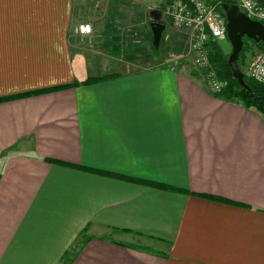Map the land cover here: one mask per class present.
<instances>
[{
	"label": "crops",
	"instance_id": "1",
	"mask_svg": "<svg viewBox=\"0 0 264 264\" xmlns=\"http://www.w3.org/2000/svg\"><path fill=\"white\" fill-rule=\"evenodd\" d=\"M169 2L0 0V97L79 83L0 103V264H264V115L170 61Z\"/></svg>",
	"mask_w": 264,
	"mask_h": 264
},
{
	"label": "built area",
	"instance_id": "2",
	"mask_svg": "<svg viewBox=\"0 0 264 264\" xmlns=\"http://www.w3.org/2000/svg\"><path fill=\"white\" fill-rule=\"evenodd\" d=\"M232 1L250 19L264 25V0ZM219 7V3L206 0H170L164 10L169 24L186 35L187 61L197 70L205 90L213 94H220L228 87V82L218 78L210 63L211 44L227 37V22ZM78 31L88 35L92 27L90 24H81ZM202 70L208 72L204 75ZM246 75L264 84V52L253 57Z\"/></svg>",
	"mask_w": 264,
	"mask_h": 264
},
{
	"label": "trees",
	"instance_id": "3",
	"mask_svg": "<svg viewBox=\"0 0 264 264\" xmlns=\"http://www.w3.org/2000/svg\"><path fill=\"white\" fill-rule=\"evenodd\" d=\"M217 3L220 4L219 9L223 15L224 13L221 8V5L223 3L235 4L232 0H219L217 1ZM153 29L155 33L154 40L156 43V40L158 41V39L160 40L162 39V37H160V34L162 35L164 24L157 23L154 25ZM248 40L250 39L244 38V47L246 46V41ZM251 41L254 44H256L259 48L264 50L263 43H256L253 40ZM210 47H211L210 63L212 64V67L214 68L216 75L218 76L219 79L226 80L228 82V87L223 92H221L220 94H216V95L224 100L238 103L248 110H252L261 115H264V84H259L253 81L252 79H250L247 75H245V80L247 84L249 85L250 89L247 90L241 87L238 81L232 75V70L230 66L228 65V57L224 54L223 50L217 45V43H212ZM244 49L245 48H243V50L241 51L239 58H241V56L243 55ZM239 63H240V60H239ZM240 65L241 63L239 64V67ZM244 73L246 74V72ZM111 77L113 76L109 75V76H104V77H99V78H91V79H88L82 82L81 84L82 85L91 84V83L99 82V81H102L104 79L111 78ZM75 85H79V83H74V84H69V85H64V86H57V87H52V88H47V89H41L37 91H31V92H27L24 94L13 95L10 97H0V103L7 102V101H13L16 99H21V98H28V97H32V96L43 94V93L65 90L70 87H74ZM47 161L52 164L59 163L58 161H55V160H47ZM151 185L157 188H160V189H173L163 184H151ZM209 199L225 201L220 198H209Z\"/></svg>",
	"mask_w": 264,
	"mask_h": 264
},
{
	"label": "water",
	"instance_id": "4",
	"mask_svg": "<svg viewBox=\"0 0 264 264\" xmlns=\"http://www.w3.org/2000/svg\"><path fill=\"white\" fill-rule=\"evenodd\" d=\"M221 8L227 22L226 38L232 46L228 65L240 86L249 90L250 87L245 80L246 74L241 71L238 60L244 48V38L264 44V25L259 21L250 19L236 4L223 3Z\"/></svg>",
	"mask_w": 264,
	"mask_h": 264
},
{
	"label": "rangeland",
	"instance_id": "5",
	"mask_svg": "<svg viewBox=\"0 0 264 264\" xmlns=\"http://www.w3.org/2000/svg\"><path fill=\"white\" fill-rule=\"evenodd\" d=\"M151 7H152V5L150 4L149 8H151ZM149 8H148V5H147L145 12H147ZM141 10H143V9H141ZM152 10H153V7H152ZM133 11L136 12L134 9H133ZM152 13H153V11H152ZM128 14H130V13H128ZM148 30H150L151 36H152V28L148 27ZM153 31H154V29H153ZM177 31H180V30H177ZM177 31L176 32H172L173 34L175 33L174 36L170 35L169 38L166 36V40L167 41H165V44L163 46L160 45V41H161L160 39H158V41L156 40V44L154 45V47H156L155 51H157V53H160V51H161L160 49L162 47H163V51H165V52L166 51H171L172 52V53H170L171 54V56H170V61L171 62H173L175 65L181 66L182 68L183 67H187L190 70L195 72L197 70L191 65V63H189L187 61V58H186V50H187V47H186V44H185L186 35L182 31H180V32H177ZM160 37H162L161 34H160ZM164 38H165V36H164ZM137 41H139V43H138L139 45H141L142 42H143L142 39H138ZM162 41H164V40H162ZM119 43L120 42H117L115 44V46L117 44H119ZM215 43H217V45L223 50L224 54L229 59V56H230V54L232 52V46L230 45L229 41L227 39H225V40L222 39V40H219L218 42H215ZM183 44H184V46H183ZM159 45H160V49H159ZM125 47L126 46H123L122 48L126 49L127 47L126 48ZM174 48H176V49H174ZM244 48H245L244 49V53L241 56V58H239V60H240V63H241V65H240L241 71L246 72L247 66L249 65V63L253 59V57L256 54H258V53H263L264 50L259 48L251 40L246 41V46ZM120 49H118V52L120 51L119 55L123 56L122 51ZM171 49H174V50H171ZM152 50H153V48H152ZM158 50H159V52H158ZM131 55L134 56V54H131ZM129 60H133V59H129ZM239 60H238V64H240ZM128 67H129V69L124 70L127 73H136V72H140L141 71V68L138 67L137 65H130ZM121 68H123V67H121ZM207 72L208 71H206V70H202V73L204 75Z\"/></svg>",
	"mask_w": 264,
	"mask_h": 264
},
{
	"label": "flooded vegetation",
	"instance_id": "6",
	"mask_svg": "<svg viewBox=\"0 0 264 264\" xmlns=\"http://www.w3.org/2000/svg\"><path fill=\"white\" fill-rule=\"evenodd\" d=\"M224 40L226 39V38H223Z\"/></svg>",
	"mask_w": 264,
	"mask_h": 264
}]
</instances>
